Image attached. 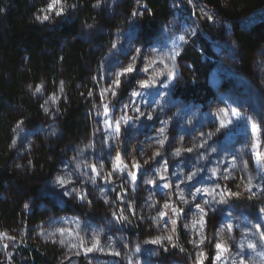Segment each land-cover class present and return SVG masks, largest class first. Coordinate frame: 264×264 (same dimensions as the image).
<instances>
[{
	"label": "trees",
	"instance_id": "1",
	"mask_svg": "<svg viewBox=\"0 0 264 264\" xmlns=\"http://www.w3.org/2000/svg\"><path fill=\"white\" fill-rule=\"evenodd\" d=\"M52 1L0 0V264H133L137 248L158 251L143 264H264V172L251 132L230 136L209 112L239 108L264 134V15L242 23L264 0H191L195 9L58 0L51 10ZM177 2L199 29L180 46L170 28ZM149 62L161 69L150 88ZM139 96L142 121L120 142L146 169L135 192L120 175L105 191L84 171L112 168L105 106L121 115ZM163 164L185 210L176 241L164 225L168 196L155 187Z\"/></svg>",
	"mask_w": 264,
	"mask_h": 264
},
{
	"label": "rangeland",
	"instance_id": "2",
	"mask_svg": "<svg viewBox=\"0 0 264 264\" xmlns=\"http://www.w3.org/2000/svg\"><path fill=\"white\" fill-rule=\"evenodd\" d=\"M192 8L195 9V5L191 0H188ZM59 2L58 0H53L51 2V10L56 9ZM175 9V19L171 23L170 28L173 30V38L176 41V44L180 46L190 41L192 38L198 36V26L195 21L194 15L189 14L188 10L185 8L182 2H177L174 4ZM263 11V10H262ZM257 11L242 23L249 26L252 23L257 22L264 12ZM176 51L179 52V50ZM151 64V65H150ZM145 72L147 78L144 81V84L147 83L149 86H155L158 84V74L161 69L156 65H152L151 62L147 63L145 66ZM176 74L172 75L171 78L174 79ZM172 81V80H171ZM170 85V82H168ZM148 94V92H145ZM141 101L137 99L136 102L131 103V106H127L125 112L121 115H116L114 107L109 105L105 106V111L102 115L103 129L106 134V140L115 145L116 153L112 160V168L108 171L105 170L103 166H98L95 163H91L88 166L84 167L85 175L87 181L93 183L94 185H99L105 191H111L115 189L116 179L115 176L120 175L124 180L123 183H127L130 191L135 192L138 188L139 175L146 169L145 165L140 162L139 158L133 156L130 157L127 154V151L123 145H121L120 138L122 136V131L124 128L135 125L136 122H141V118H137L135 112V104ZM210 114L216 118L217 124L221 130L227 131V134L230 136H235L238 134L245 133L250 131L252 135V157L254 158L255 165L263 170L264 172V160L258 162L257 153L264 157V134L262 133L260 125L257 121L247 112L242 111L239 108H229L226 104H218L216 106H210ZM222 125H225L222 127ZM167 164L162 166L155 167V171L160 174L161 182L155 187L158 190L164 191L168 196V201L163 207V219L165 220V229L171 233L175 241L177 240L179 233V224L180 221L184 218L185 210L179 209L175 203L173 191L170 183V177L168 175ZM264 175V174H263ZM251 191V190H250ZM231 195L227 193V195ZM252 197L258 196L256 192L251 193ZM120 197L123 201L128 202L129 193L126 190L120 192ZM81 201H85V192H81L79 195ZM167 205V207H166ZM201 212L193 210L191 217L194 219V226H198L201 222ZM122 220V217H120ZM174 247V246H173ZM158 254V251L155 249H145L142 250L139 248V251L136 250L131 257L133 264H143V262L149 258L154 257Z\"/></svg>",
	"mask_w": 264,
	"mask_h": 264
},
{
	"label": "snow or ice",
	"instance_id": "3",
	"mask_svg": "<svg viewBox=\"0 0 264 264\" xmlns=\"http://www.w3.org/2000/svg\"><path fill=\"white\" fill-rule=\"evenodd\" d=\"M98 6V5H97ZM53 6H51L50 5V9L52 8ZM62 12H63V9L61 8L56 14L57 15H60V14H62ZM138 13H133V15L135 16V15H137ZM139 14H141L142 15V13H139ZM39 19V18H38ZM48 19V16L47 15H45L44 17H43V20H47ZM114 47H115V45H114ZM134 69L130 66V67H128L125 71L126 72H132ZM117 83H119V81H117ZM144 86L145 87H147V86H149L147 83H145L144 84ZM37 91H40V88H37ZM225 125H222V127H224ZM178 154V153H177ZM257 160H258V162L259 161H261V160H264V157H261V155L259 154V153H257ZM61 184H63L64 183V181L63 180H60L59 181ZM166 207H167V205H166ZM262 237H264V234H262ZM170 239V238H169ZM152 243H160V241H153ZM216 247L218 248V249H222V250H224V251H227V249L226 248H224V246H223V244L222 243H218L217 245H216ZM241 247H243V245H241ZM248 247H250V248H255V245H253V244H250V245H248ZM89 251H91V249H89ZM137 251H139V248H137ZM115 255H119V253H115ZM216 259H220V256H217L216 257Z\"/></svg>",
	"mask_w": 264,
	"mask_h": 264
}]
</instances>
